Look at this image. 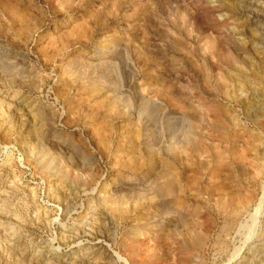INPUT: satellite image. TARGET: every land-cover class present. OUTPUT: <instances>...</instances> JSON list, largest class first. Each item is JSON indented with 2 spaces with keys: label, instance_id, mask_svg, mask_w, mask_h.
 <instances>
[{
  "label": "rangeland",
  "instance_id": "374dc122",
  "mask_svg": "<svg viewBox=\"0 0 264 264\" xmlns=\"http://www.w3.org/2000/svg\"><path fill=\"white\" fill-rule=\"evenodd\" d=\"M0 264H264V0H0Z\"/></svg>",
  "mask_w": 264,
  "mask_h": 264
},
{
  "label": "bare ground",
  "instance_id": "6f19581e",
  "mask_svg": "<svg viewBox=\"0 0 264 264\" xmlns=\"http://www.w3.org/2000/svg\"><path fill=\"white\" fill-rule=\"evenodd\" d=\"M259 205H260V204H259ZM258 208H259V211H260V207H259V206H258ZM259 211H258V212H259Z\"/></svg>",
  "mask_w": 264,
  "mask_h": 264
}]
</instances>
